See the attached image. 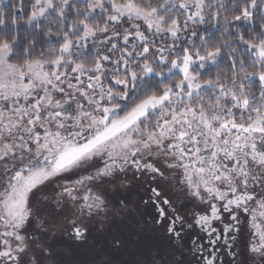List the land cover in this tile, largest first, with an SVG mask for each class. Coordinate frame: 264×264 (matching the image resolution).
I'll return each instance as SVG.
<instances>
[{
	"label": "snow or ice",
	"instance_id": "obj_1",
	"mask_svg": "<svg viewBox=\"0 0 264 264\" xmlns=\"http://www.w3.org/2000/svg\"><path fill=\"white\" fill-rule=\"evenodd\" d=\"M0 264H264V0H0Z\"/></svg>",
	"mask_w": 264,
	"mask_h": 264
}]
</instances>
